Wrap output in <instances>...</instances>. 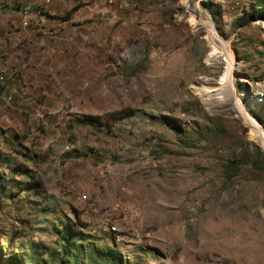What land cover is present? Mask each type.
<instances>
[{
  "label": "rangeland",
  "instance_id": "1",
  "mask_svg": "<svg viewBox=\"0 0 264 264\" xmlns=\"http://www.w3.org/2000/svg\"><path fill=\"white\" fill-rule=\"evenodd\" d=\"M262 160L264 0H0V264H264Z\"/></svg>",
  "mask_w": 264,
  "mask_h": 264
},
{
  "label": "bare ground",
  "instance_id": "2",
  "mask_svg": "<svg viewBox=\"0 0 264 264\" xmlns=\"http://www.w3.org/2000/svg\"><path fill=\"white\" fill-rule=\"evenodd\" d=\"M196 21V20H195ZM204 24L207 25L206 22H204ZM208 31V30H207ZM209 38L212 40L213 47L214 49H220L221 51L225 52L226 54H228L230 56L231 59H233L232 54L229 52L227 46H225V44L218 38L217 34L211 30V28L209 29ZM215 51V50H214ZM217 52V51H216Z\"/></svg>",
  "mask_w": 264,
  "mask_h": 264
},
{
  "label": "trees",
  "instance_id": "3",
  "mask_svg": "<svg viewBox=\"0 0 264 264\" xmlns=\"http://www.w3.org/2000/svg\"><path fill=\"white\" fill-rule=\"evenodd\" d=\"M259 167H261L264 170V160H262L259 164Z\"/></svg>",
  "mask_w": 264,
  "mask_h": 264
}]
</instances>
